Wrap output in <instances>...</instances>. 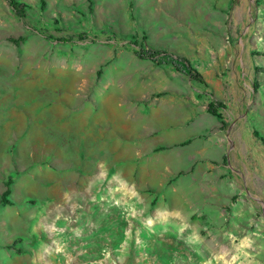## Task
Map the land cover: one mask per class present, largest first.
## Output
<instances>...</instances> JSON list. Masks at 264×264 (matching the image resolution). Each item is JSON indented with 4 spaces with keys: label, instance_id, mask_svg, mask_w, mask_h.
Returning <instances> with one entry per match:
<instances>
[{
    "label": "rangeland",
    "instance_id": "rangeland-1",
    "mask_svg": "<svg viewBox=\"0 0 264 264\" xmlns=\"http://www.w3.org/2000/svg\"><path fill=\"white\" fill-rule=\"evenodd\" d=\"M142 96L190 123L198 179L148 184L115 142L119 102ZM253 191L264 202V0H0V264H264Z\"/></svg>",
    "mask_w": 264,
    "mask_h": 264
},
{
    "label": "crops",
    "instance_id": "crops-1",
    "mask_svg": "<svg viewBox=\"0 0 264 264\" xmlns=\"http://www.w3.org/2000/svg\"><path fill=\"white\" fill-rule=\"evenodd\" d=\"M240 46H238L237 53H242L243 50V41L240 39ZM136 52V50H135ZM111 87V86H110ZM233 90H235L233 88ZM108 94H114L111 90L108 91L107 95L105 92L102 95V109L99 108V114H104L105 102L104 100L108 98ZM153 100V99H152ZM151 99L146 101L143 96L139 99H125L124 102H119V106L124 108V115L115 121H119L115 124L116 132V143L120 144L121 141H124L130 148L135 151L134 159H139L142 157L146 161H148V184L151 182L157 183H169L175 182L178 178H199L200 168H201V151L199 149L192 150V155L183 156L179 154V148L181 147L180 143L184 141L187 134L191 131L190 123H184L180 127L177 124H168V120L166 117H163L161 114L162 104H160L157 108L152 109V104L155 100H157L158 104L160 103V99H155L152 101ZM163 100V99H162ZM156 103V102H155ZM124 104V105H123ZM124 106V107H123ZM130 108V109H129ZM129 109V113H126V110ZM146 110L148 113V135L146 138L140 139L137 131L142 127L147 128L145 124H143L140 120H143L138 116L139 113L134 115V111ZM139 119V120H137ZM180 122V120H176ZM124 132L125 134H130L128 136H133L131 138L122 137ZM184 149H182L183 151ZM142 151L144 154H142ZM186 150L182 152L185 153ZM190 153L189 151H187ZM152 161V162H151ZM151 162V164H150ZM155 166V168H150L151 166ZM206 167V165H205ZM244 177V176H243ZM247 184L249 187H253V183L247 180L245 177ZM254 197L259 200V202L263 203L260 198L256 195L255 191H253Z\"/></svg>",
    "mask_w": 264,
    "mask_h": 264
},
{
    "label": "trees",
    "instance_id": "trees-1",
    "mask_svg": "<svg viewBox=\"0 0 264 264\" xmlns=\"http://www.w3.org/2000/svg\"><path fill=\"white\" fill-rule=\"evenodd\" d=\"M154 54H157L156 52H154ZM5 186H6V191H5V193L4 194H7L8 193V191H9V186H10V183H9V181H7L6 183H5ZM2 202L3 203H6V204H12L11 203V201L9 200V199H7L5 196H2Z\"/></svg>",
    "mask_w": 264,
    "mask_h": 264
},
{
    "label": "water",
    "instance_id": "water-1",
    "mask_svg": "<svg viewBox=\"0 0 264 264\" xmlns=\"http://www.w3.org/2000/svg\"><path fill=\"white\" fill-rule=\"evenodd\" d=\"M253 1V0H252ZM253 5H254V7H255V3L253 2ZM250 13H251V9H250V7L248 8V26L250 25V23L252 22V17H251V15H250Z\"/></svg>",
    "mask_w": 264,
    "mask_h": 264
}]
</instances>
